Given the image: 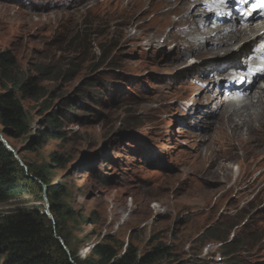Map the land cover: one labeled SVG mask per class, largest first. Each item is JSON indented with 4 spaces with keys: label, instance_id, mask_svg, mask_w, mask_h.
<instances>
[{
    "label": "rangeland",
    "instance_id": "obj_1",
    "mask_svg": "<svg viewBox=\"0 0 264 264\" xmlns=\"http://www.w3.org/2000/svg\"><path fill=\"white\" fill-rule=\"evenodd\" d=\"M200 1L190 2V21L202 15ZM166 8L156 0H0V54L14 60L0 94L14 91L29 124L9 141L63 188V235L80 260L111 243L118 256L167 248L153 264H264V146H231L225 118L248 95L220 88L251 86L241 51L248 61L256 46L242 36L207 46L217 38L202 21L208 34L165 39L172 27L157 13ZM232 69L239 73L225 72ZM28 80L35 93L20 89ZM257 83L250 95L260 100ZM50 113L62 137L39 141ZM43 205L34 196L9 200L0 216Z\"/></svg>",
    "mask_w": 264,
    "mask_h": 264
},
{
    "label": "trees",
    "instance_id": "obj_2",
    "mask_svg": "<svg viewBox=\"0 0 264 264\" xmlns=\"http://www.w3.org/2000/svg\"><path fill=\"white\" fill-rule=\"evenodd\" d=\"M13 65L12 57L7 53L0 54L1 81H9V72ZM30 80L26 85L19 87L20 89L25 87L35 93L36 88L30 86ZM13 85L15 86L14 82ZM93 91L97 93L96 90ZM56 115L50 113L46 117L37 140L47 141L62 137L58 132L61 126ZM28 130L27 117L22 106L16 101L14 91L10 89L0 94V135L14 151L15 148L9 139L24 137ZM17 156L22 165L0 139V203L28 196L43 200L44 189L53 221H50L43 211L32 209L0 216V264H153L165 258L164 253L167 248L163 246L154 247L147 255L137 257L131 247L126 248L125 252L118 256L113 244L98 243L92 247L88 257L80 260L74 250L70 249L68 240L63 235L64 222L61 218L66 214L61 213L58 204L63 188H58L57 183L51 184L48 168L31 165L20 158L19 154ZM49 160L55 167H60L62 159L59 156L50 155ZM64 247L69 249V254ZM52 249L60 253V258L54 256ZM226 264L234 263L226 262Z\"/></svg>",
    "mask_w": 264,
    "mask_h": 264
},
{
    "label": "bare ground",
    "instance_id": "obj_3",
    "mask_svg": "<svg viewBox=\"0 0 264 264\" xmlns=\"http://www.w3.org/2000/svg\"><path fill=\"white\" fill-rule=\"evenodd\" d=\"M191 1L192 0H156V2L161 3L162 7H167L166 11L160 9L157 13L160 22H163L166 25H170L172 27V30L169 31L165 35V39L166 38H178V39L193 40V38L186 37L187 33L193 29L198 31L199 36L208 34L207 30L200 31V28H201L200 26H202V22L203 23L206 22L208 24L207 27L209 28V30L214 31V33H216V38H217L215 42L209 41V43H207V46L208 44H211V46H215V47L216 46L221 47L224 45L229 46V43L231 42L233 43L234 39H238V37H241V36H242V40L245 41V44L247 46L249 44L250 45L255 44L256 48L255 46L254 48L256 49V51H254L252 59L246 61L247 60L246 57L249 56V54H246V48H244L241 51L242 53L244 52L245 57L243 58L244 59L243 64L246 67V70H243L242 72L246 73V75L252 74L251 75L252 77L251 86L248 87L247 90H243V91H240L242 89V86H239V84H238V90H234L233 85L227 86L225 84H223L220 88L224 90L227 96L229 95L233 97L234 99H239L245 95H248V97H245L242 101H240V107H237V106L233 107L232 113L228 114V112L226 111L228 115L227 117L225 116L226 117L225 120L227 121L226 129H229L228 137L230 138L231 146H238L236 141H241V144L238 147H240V149H242L243 152L245 149L249 147L241 148V146H246V145L247 146H264V91L262 89V92L259 93L258 98L260 100H257L256 96L250 95L252 92L250 89L256 84H259L257 83L258 80H260L261 83L264 84V25H258L257 23V25L255 26H250V27L245 28L243 27V24L239 20L232 21L230 18H228L231 21L230 23L222 24L221 23L223 22L222 20L227 19L226 14H224L223 12L224 11L230 12V10L226 8L228 6H225V5H228L231 0H201L198 4H199V11L202 10L203 12L202 15H199L197 18H192L190 21L189 18H191V7H190ZM241 3H245V2L242 0H235L234 2L235 5L241 4ZM213 4L215 5V9L213 10V12H211L210 15L208 14L206 15L205 14L206 11ZM195 7L198 8V5L196 4ZM217 10H219L220 12L219 15L215 13ZM171 14H176L178 16L177 21L172 20L173 16L171 17ZM186 22H188V27L186 28V30H182L181 25ZM161 28H162V25L159 26V30H161ZM240 50L241 48H238V51ZM259 50H260V53H257V51ZM219 51L221 50L218 49L215 52H219ZM259 60H261V62ZM226 66L227 65L225 64L222 66L218 65L219 68H225ZM225 72H228L229 74L239 73L233 69L232 71L230 70V71H225ZM237 79H240V76L237 77ZM237 79H234V81L236 82ZM258 89H260V87H258ZM233 98L227 101V102H230L231 106L235 105L233 103L235 101ZM240 109H244V110L240 111ZM253 109H254V112L252 111ZM241 116H245V117H242L240 123H238ZM258 133H262L263 136L257 137L256 135ZM243 172H245V169H243ZM237 176H239V173Z\"/></svg>",
    "mask_w": 264,
    "mask_h": 264
},
{
    "label": "water",
    "instance_id": "obj_4",
    "mask_svg": "<svg viewBox=\"0 0 264 264\" xmlns=\"http://www.w3.org/2000/svg\"><path fill=\"white\" fill-rule=\"evenodd\" d=\"M0 139H1V142L4 144V146L6 147V149H7L8 151H10V152L13 154L14 158L18 160V162L20 163V165H22V163H21L20 160L18 159V156H17L18 153H17L16 151H14V150L11 148V146L7 143V141H6L1 135H0ZM42 199L44 200V202H47V201H46V198H45L44 189H43ZM43 213H44V215H46V216L52 218V217H51V214H50V212H49V209H48V205H47V204H45V206H44ZM61 244H62V243H61ZM65 248H66V247H65ZM66 253L68 254V250H66Z\"/></svg>",
    "mask_w": 264,
    "mask_h": 264
},
{
    "label": "clouds",
    "instance_id": "obj_5",
    "mask_svg": "<svg viewBox=\"0 0 264 264\" xmlns=\"http://www.w3.org/2000/svg\"><path fill=\"white\" fill-rule=\"evenodd\" d=\"M99 102H100V101H99ZM46 203H47V202H44L43 210H44V206H45ZM47 205H48V203H47ZM45 216H46V215H45ZM46 217H48V216H46ZM51 217H52V215H51ZM48 219H52V218L48 217ZM91 249H92V248H91ZM91 249H87V250L85 251V253H84V256H85L87 253L90 254Z\"/></svg>",
    "mask_w": 264,
    "mask_h": 264
},
{
    "label": "snow or ice",
    "instance_id": "obj_6",
    "mask_svg": "<svg viewBox=\"0 0 264 264\" xmlns=\"http://www.w3.org/2000/svg\"><path fill=\"white\" fill-rule=\"evenodd\" d=\"M254 7H257L256 5H254ZM259 7H264V4H261V5H259Z\"/></svg>",
    "mask_w": 264,
    "mask_h": 264
}]
</instances>
